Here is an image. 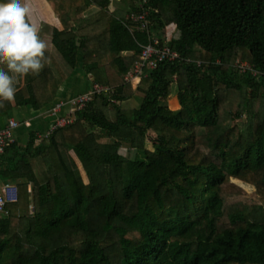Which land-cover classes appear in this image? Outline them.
Returning a JSON list of instances; mask_svg holds the SVG:
<instances>
[{"label": "trees", "instance_id": "16d2710c", "mask_svg": "<svg viewBox=\"0 0 264 264\" xmlns=\"http://www.w3.org/2000/svg\"><path fill=\"white\" fill-rule=\"evenodd\" d=\"M47 1L65 27L52 30L55 49L71 70L82 56L95 78L81 95L97 84L115 94L94 93L48 139L5 146L0 185L19 201L0 217V264H264V0H120L117 14L112 0ZM140 7L142 29L128 20ZM81 21L105 23L106 35H80ZM151 44L178 60L126 83ZM9 74L16 106L46 105L33 73L22 87ZM174 83L178 110L168 106ZM138 94L141 107L126 109Z\"/></svg>", "mask_w": 264, "mask_h": 264}, {"label": "crops", "instance_id": "0c3cea01", "mask_svg": "<svg viewBox=\"0 0 264 264\" xmlns=\"http://www.w3.org/2000/svg\"><path fill=\"white\" fill-rule=\"evenodd\" d=\"M24 2L25 0H22V3ZM27 3L29 5V9L31 8L33 10L32 15H28V19L30 20L33 18L32 20L37 24L40 23L41 29L39 30V36L47 44L45 52L46 59L43 63H48L51 68L47 72L43 67L40 77H38L40 72L38 74H34L37 88L40 89L38 99L46 103L43 108L36 110L31 105L18 107L15 104V100L10 102L14 107L12 110L9 109L8 112H6V108H2L3 111L8 113V117L6 116V113L0 114V129H4L10 121L17 122L19 124V128L13 131V137L20 145L28 143L32 134L38 136L48 133L54 122V119L50 117L49 112L55 104L60 102H69L73 98L89 91L94 84L93 81L95 80L91 72L85 71V61L82 56L79 61L78 68L76 70H71L52 44V30L55 29L63 31L65 29L63 21L60 20L56 12L53 10L52 4L47 0H27ZM122 9L123 7L121 6L120 0H112L111 14H117L119 13V10ZM86 14H88V16ZM96 14H98V10L95 8H92L85 13L89 20ZM68 22L72 21L68 19ZM80 23L83 25V30L81 31V29H79V34L82 35L84 30L88 28V22L86 23L85 21H81ZM94 35L95 33L83 36L93 37ZM91 43L92 44L89 45V47L91 46V49L94 51L96 49L94 47L95 41L94 43L91 41ZM53 64H56L57 67L55 68ZM59 66L66 73L67 77L65 80H63V74H61ZM43 73H47V75L42 77ZM34 78L32 73L28 74L27 79L29 81L33 80L34 82ZM27 79L25 76H22L19 83L21 87L26 85ZM55 81H58V85L55 91H53V83ZM142 103L143 97L138 94L128 100L125 104V108L128 110L139 109ZM168 106L171 110L180 109L178 98L170 99L168 101ZM69 110L70 108L66 107L63 116H65L66 112Z\"/></svg>", "mask_w": 264, "mask_h": 264}, {"label": "clouds", "instance_id": "9594fccd", "mask_svg": "<svg viewBox=\"0 0 264 264\" xmlns=\"http://www.w3.org/2000/svg\"><path fill=\"white\" fill-rule=\"evenodd\" d=\"M27 0L0 2V101L12 102L16 88L14 77L38 74L44 67L47 44L39 36V29L28 19Z\"/></svg>", "mask_w": 264, "mask_h": 264}, {"label": "built area", "instance_id": "2783aa9c", "mask_svg": "<svg viewBox=\"0 0 264 264\" xmlns=\"http://www.w3.org/2000/svg\"><path fill=\"white\" fill-rule=\"evenodd\" d=\"M147 3L145 2L144 5ZM145 10L144 7L139 8V13H133L128 20L138 24L142 29L146 28L148 24V12H142ZM179 55L170 48H156L155 45H149L145 48L141 62L137 64H141L143 61L146 62L145 66L140 70L143 74L145 69H154L158 64L164 61L174 62L178 60ZM193 62V61H192ZM136 64V65H137ZM199 65L202 66L203 63L199 62ZM241 74L251 73L256 76L258 73L254 70L252 66L246 63H237L235 66ZM139 81V80H138ZM132 83V80L129 81ZM113 89L109 86H101L95 85L94 93H102V92H112ZM84 94L81 96H77L70 100L69 102H60L55 104V106L50 110V117L54 119L53 126L45 135H38V140L48 139L51 135H53L58 130H64L76 123L75 118H73V113L79 110H84L88 106V102L91 100L92 95L94 94ZM69 107V116H63L65 108ZM19 128V124L15 121H10L6 128L0 130V155L3 153L5 146L12 144L15 139L13 137V131ZM19 201L18 189L11 185H0V217L8 215V210L6 208L8 203H17Z\"/></svg>", "mask_w": 264, "mask_h": 264}, {"label": "rangeland", "instance_id": "374dc122", "mask_svg": "<svg viewBox=\"0 0 264 264\" xmlns=\"http://www.w3.org/2000/svg\"><path fill=\"white\" fill-rule=\"evenodd\" d=\"M32 11L33 10L30 8L29 16L32 15ZM86 15L88 16V14H86ZM32 19H30V22L34 23L36 25V27L40 30L41 29L40 23L37 24ZM87 26H88V28H86V30H84L82 35H90V34H93V33H95L98 36L106 35L107 30H106V24L105 23H100V24H97V25H88V23H87ZM134 86H136V85L134 84ZM177 93H178V88H177L176 84L174 83L171 86V97H170V99L177 98V95H178ZM236 101H237L236 97H234V96L231 97L229 95L227 103H226V106L224 107L225 110H227V111L234 110ZM244 120H246V118L243 116V118L238 120L236 123L240 124L241 121H244ZM120 154L121 155H125L126 151L123 150V151L120 152ZM84 179H85V182H88L86 176L84 177ZM247 190L249 191V193H248L249 196L247 198H251L249 200H253L254 202H256V200H254L253 197H252V193L254 192V189L251 190V189L247 188ZM246 200H248V199H246Z\"/></svg>", "mask_w": 264, "mask_h": 264}, {"label": "bare ground", "instance_id": "6f19581e", "mask_svg": "<svg viewBox=\"0 0 264 264\" xmlns=\"http://www.w3.org/2000/svg\"><path fill=\"white\" fill-rule=\"evenodd\" d=\"M158 46H160V45H158ZM156 48L159 49L160 47L156 46ZM164 62H170V61H164ZM164 62H162V63H164ZM145 64H146V62L143 61L141 64L134 65V67L132 68V71H130L125 78L126 83H128L131 80H132V84L139 82L142 78V75H143L140 72V70H142V68L145 66ZM114 94H115V91L113 90L112 95H114Z\"/></svg>", "mask_w": 264, "mask_h": 264}]
</instances>
